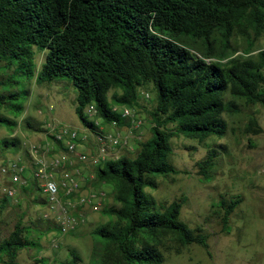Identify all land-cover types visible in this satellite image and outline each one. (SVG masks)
<instances>
[{
  "label": "trees",
  "instance_id": "16d2710c",
  "mask_svg": "<svg viewBox=\"0 0 264 264\" xmlns=\"http://www.w3.org/2000/svg\"><path fill=\"white\" fill-rule=\"evenodd\" d=\"M263 35L264 0H0V109L15 117L25 109L18 91L3 88L13 81L3 78L11 70L38 84L74 86L76 113L93 133L100 128L86 114L89 104L95 103L104 123L124 127L130 122L114 107L135 109L141 90L154 94L148 111L152 136L138 142L135 156L95 167L94 182L113 186L114 203L102 208L109 220L94 230L101 242L89 264H163L168 240L209 249L203 230L181 219L186 198L158 203L144 189L157 187L159 176L180 173L170 159L173 137H222L228 130L225 113L264 107V49L253 54ZM235 37L247 41L241 54ZM36 49L46 53L39 69ZM17 124L0 112V126L13 130ZM25 125L33 127L28 120ZM245 131L262 132L254 115ZM18 144L17 138L2 141L5 147ZM217 153L210 147L197 163L203 180L212 177ZM20 187L24 193L36 189L34 182ZM242 201L221 196L215 206L224 223ZM7 203L6 196L0 199V215ZM56 229L47 219L33 238V227L19 221L0 237V264H17L21 250L39 247L37 239ZM81 262L71 251L60 264Z\"/></svg>",
  "mask_w": 264,
  "mask_h": 264
},
{
  "label": "rangeland",
  "instance_id": "374dc122",
  "mask_svg": "<svg viewBox=\"0 0 264 264\" xmlns=\"http://www.w3.org/2000/svg\"><path fill=\"white\" fill-rule=\"evenodd\" d=\"M246 42L241 37L233 39L236 54L244 51ZM261 49H264V35L256 42L253 54ZM45 54L36 49L37 69L41 67ZM3 75V78L12 77L13 80L3 88L18 91L21 95L19 100L24 102L25 109L17 117L6 108L0 109V112L18 120L13 130L0 126V199L5 196L8 199L0 215V237L8 236L15 225L22 221L33 227L32 237L36 238L40 236L37 232L39 226L45 227L47 220L44 214L48 206L42 202L44 195L36 185V189L26 193L16 186L15 195L9 198L6 189L11 187V183L1 172L2 164L14 158L28 162L26 145L43 140L46 129L52 130L55 125H69L80 134L89 135L91 141L88 149L92 155L97 152L96 135L82 123L76 113L77 90L74 86L56 81L38 84L35 78L16 74L13 70ZM147 93H150L148 97ZM237 101L244 104L241 99ZM139 102L140 107L135 109L144 120V125L140 130L130 132L129 144L118 148L115 157L135 156L138 142L152 136L148 111L155 106L154 94L149 90H141ZM51 105L53 109H50ZM252 115L262 128L258 134L245 131ZM224 117L228 122V130L222 137L211 136L205 140L184 135L173 137L170 159L180 173L159 176L157 187L144 189L158 203L169 204L186 198L181 219L193 229H202L207 235L208 250L198 244L181 247L174 240L166 241L162 247L165 255L163 264H264V107L243 106L241 113H225ZM25 120L33 127L25 125ZM102 124L108 127L106 123ZM13 138L19 140L17 146L2 145L3 140ZM210 147L218 153L212 177L206 181L202 179L197 163L207 157ZM89 166L91 171L95 170ZM92 185L107 192L102 208L114 203L112 185L96 181ZM221 196L227 200L237 196L243 198L227 223L222 220V211L215 206ZM85 217L84 223L67 234H61L58 229L44 232L37 239L39 247H28L19 252L17 264H60L70 257L71 251L81 255V264H89L92 251L101 242L94 230L108 222L109 216L102 210H89ZM54 238L57 246L52 243Z\"/></svg>",
  "mask_w": 264,
  "mask_h": 264
},
{
  "label": "built area",
  "instance_id": "2783aa9c",
  "mask_svg": "<svg viewBox=\"0 0 264 264\" xmlns=\"http://www.w3.org/2000/svg\"><path fill=\"white\" fill-rule=\"evenodd\" d=\"M50 109H53V105ZM114 111L129 120V125L118 127L114 121L104 127L103 120L97 118L95 103L86 107L87 116L95 120L100 128L95 133L96 155H92L88 149L91 141L89 135L80 134L69 125H55L52 130L46 129L43 140L29 142L26 145L28 162L14 158L1 166L2 174L11 183V187L6 189V195L13 197L16 186L34 182L48 206L44 217L52 219L61 234L76 230L85 222V213L89 210L101 211L107 192L92 185L96 173L91 171L89 164L95 168L108 159L116 158L118 148L129 144L130 132L140 130L144 125V120L131 106H115ZM52 243L57 246L55 238Z\"/></svg>",
  "mask_w": 264,
  "mask_h": 264
}]
</instances>
